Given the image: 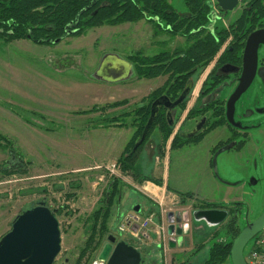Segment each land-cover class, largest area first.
<instances>
[{
  "label": "rangeland",
  "instance_id": "1",
  "mask_svg": "<svg viewBox=\"0 0 264 264\" xmlns=\"http://www.w3.org/2000/svg\"><path fill=\"white\" fill-rule=\"evenodd\" d=\"M167 1L179 10L185 9L183 0ZM236 14L233 10L227 16ZM182 41L183 37L169 38L164 33L154 36L152 23L145 19L89 28L79 36L67 35L49 45L29 39L6 41L0 37V132L13 141L11 145L19 154L11 158L9 150L0 146V167L4 161L12 160L25 169L10 174L0 171V238L11 229L19 213L44 202L55 215L60 231V250L53 262L59 264L66 259L65 264H76L88 236L86 219L101 205L112 176L120 179L121 184L119 196L111 207L108 231L99 246L83 257L80 264H106L97 255L110 234L115 236V242L124 240L141 252L139 264H177L184 260L200 264L214 242L229 239L225 229L229 216L204 235L196 234V240L194 236L187 237L190 248L180 250L181 255L175 254L168 248L171 235L167 226L175 225L173 215L168 213L183 203L181 199L192 200L189 211L191 204L193 208H202L203 200L219 202L228 208H233V202H241L237 218L240 229L261 213L264 125L248 130V138L240 151L222 149L213 156L212 147L225 137L223 126L198 142L175 149H169L171 135L162 156L157 155L160 134L154 131L137 154L141 169L135 175L131 171L122 172L118 164L135 130L130 125L133 115L103 126L97 118L100 111L90 110L94 105L125 100L123 105L102 114L130 111L165 78L151 79L150 83L135 76L118 81L111 74L113 64L106 63L104 58L116 56L124 60L133 51L150 53L166 45L167 48L182 45ZM124 70L123 67L115 77L123 76ZM97 73L108 81L99 80L95 77ZM196 91L191 94L187 107ZM11 105L30 111L29 121L20 116L25 112ZM262 108L264 89L256 79L238 99L236 113L251 110L254 115L247 123L262 124V113L257 112ZM122 121L124 124L119 125ZM143 185L149 186L150 192ZM172 188L181 192L174 194ZM188 193L192 197H187ZM146 201L151 204L150 208L144 205L140 211L134 210ZM133 214H138L140 219L153 215L154 223H148L152 227H149V238L142 240L131 235L127 221L128 215ZM159 224L163 225V231L156 228ZM252 240L247 242L244 254ZM221 264H230V260Z\"/></svg>",
  "mask_w": 264,
  "mask_h": 264
},
{
  "label": "trees",
  "instance_id": "2",
  "mask_svg": "<svg viewBox=\"0 0 264 264\" xmlns=\"http://www.w3.org/2000/svg\"><path fill=\"white\" fill-rule=\"evenodd\" d=\"M206 0H183L184 6L189 11V18L177 15L172 10L173 6L167 0H0V37L6 41L29 39L38 44H54L57 40L64 36H79L86 29L98 27L104 24H121L124 22H135L142 19L144 16L156 17L165 25H170L173 28L187 25L186 31L191 28H198L199 25L206 21L207 6ZM179 22L180 24L178 25ZM174 28V29H175ZM175 29V30H176ZM178 31V30H176ZM180 32V31H178ZM224 37L219 41L213 38L203 41L198 40L196 46L193 47L190 56L179 57L176 61L170 62L176 72L186 73L195 66H203L207 64L213 57ZM157 55L153 57H145L139 52L133 53L127 57L131 63V72L129 76L140 78L142 76L152 77L161 72L162 65L157 62L164 60L165 57ZM159 58V60H157ZM145 63L148 64L145 67ZM150 65V66H149ZM188 74H185L187 76ZM182 88L179 83L174 89L176 95ZM156 91L150 94V98L155 96ZM125 100L106 103L97 107L94 105L90 110H99V122L103 125H109L116 121L122 120L125 117H131L130 125L135 127L132 137L127 142L124 150L118 158V164L122 172H133L137 175L141 169L137 163V154L143 144L157 130L160 134L161 143L157 146V155H163L165 143L172 131V125H169L165 120L163 111L160 110L154 117L153 122L148 127L145 138L132 150L136 141L141 137L143 129L146 125L150 107L146 105H138L130 111H124L119 114L109 113L102 114L105 110L113 107L121 106ZM13 108L25 112V115L20 116L29 121L27 114L28 110L20 109L11 105ZM11 107V108H12ZM183 107V103L181 104ZM83 112H88L87 110ZM36 114V113H33ZM222 121H216L214 125L221 124ZM123 121L119 125H123ZM204 133H200L193 137L184 138L179 134H174L169 149L182 147L190 142H198L202 139ZM4 134L0 132V146H4L9 150L11 158L16 154L13 144ZM239 146V144H238ZM216 148V147H215ZM215 148L211 150L212 156L215 154ZM214 162V161H213ZM23 172L25 169L22 165L14 163L12 160L4 161L0 167V171L4 174H10L15 171ZM149 180L148 178H145ZM121 181L115 176H112L110 182L103 192L99 205L93 210L87 221V238L83 247L80 249L76 264H80L83 257H88L100 244L102 237L108 231V221L111 214V207L114 205L120 193ZM192 197L191 193L186 195ZM184 202V199H181ZM233 205L228 208L222 203H212L203 201L200 205L202 208H217L227 207L228 220L225 223V229L228 233V240H220L214 242L208 249L207 258L200 264H221L225 260H229L232 240L238 235L241 230L237 224L238 212L241 211V202H233ZM239 206V207H238ZM31 207V206H30ZM199 207V206H198ZM27 209V208H26ZM177 264H193L188 260L178 262Z\"/></svg>",
  "mask_w": 264,
  "mask_h": 264
},
{
  "label": "flooded vegetation",
  "instance_id": "3",
  "mask_svg": "<svg viewBox=\"0 0 264 264\" xmlns=\"http://www.w3.org/2000/svg\"><path fill=\"white\" fill-rule=\"evenodd\" d=\"M205 4L207 6L205 23L199 25L198 28H191L188 31H186V24H183L180 28L177 27V29L174 27L180 31L178 32L172 26L160 22L156 17L144 16L142 18L152 23L154 36L164 33L169 38L176 36L183 37L182 45L171 48H167L166 45L150 53H143L140 50L133 51L124 60L114 56L117 61L122 62L117 64L119 67H117V62L114 58L105 60L109 57L107 56L104 60L106 63L114 65H111V74L115 80L119 81L124 77H127L126 80H131L134 77L129 76L131 72V63L127 59L129 55L139 52L146 58L157 55L165 57L164 60L157 62V64L162 65L160 73L152 77L142 76L139 78L145 83H150L151 79L158 80L165 76L158 85L156 84V86L152 87L141 98L140 103L136 106L148 104L151 112L153 101L159 99L160 102L157 104L156 114L162 110L165 120L169 125H172L170 136L177 133L181 137L188 138L204 133L203 139L216 128L223 126L226 134L223 139L218 140L212 147V149L216 147L215 154L222 149L240 151L248 138V130L260 128L261 125H264V108L257 109V112L262 113V124L257 123L252 125L247 123L249 117L254 115L251 110L236 113L238 99L241 98L254 80L258 79L264 89V0H238L232 9L227 11H223L215 0H206ZM172 10L177 15H183L190 20L189 11L186 8L179 10L173 7ZM233 10L236 11V16L228 17L229 12ZM177 23L178 25L180 24L179 22ZM222 37H224L223 42L207 64L203 66L197 65L183 74L176 72L173 68L174 63L170 67V62L176 61L179 57L190 56L198 40L207 41L213 38L215 41H219ZM144 65L145 67L148 66L147 63ZM123 67L125 69L124 75L116 78L117 76L115 77V75L119 74ZM185 74L188 75L185 76ZM96 76L101 81H108L100 73L95 74ZM179 83L182 85V88L174 95V89ZM238 85L241 91L238 98L233 102L231 110H229V98ZM186 87H188V92L183 100L175 107L169 108L167 103L174 101ZM195 90H197L195 97L191 105L187 107L191 94ZM154 91H156L155 96L150 98V94ZM182 103L183 107H181ZM219 120L222 123L214 125ZM201 121H203L201 127L196 130V126ZM262 127L264 129V126ZM261 154L264 159V131ZM205 209L225 211V217L228 216V209L224 207ZM225 217L213 226H217ZM65 263L66 259L59 264ZM52 264L56 263L52 262Z\"/></svg>",
  "mask_w": 264,
  "mask_h": 264
},
{
  "label": "water",
  "instance_id": "4",
  "mask_svg": "<svg viewBox=\"0 0 264 264\" xmlns=\"http://www.w3.org/2000/svg\"><path fill=\"white\" fill-rule=\"evenodd\" d=\"M223 11L232 9L238 0H215ZM263 42V41H262ZM239 85L234 90L228 101V109L231 110L233 102L239 96ZM188 92L186 87L181 94L172 102L167 103L169 108L180 103ZM159 99L153 101L151 112L141 137L136 141L132 150L145 138L146 132L157 112ZM203 121L197 126L198 130ZM139 211V205L134 207ZM169 216L173 215L171 212ZM226 215L225 211L217 209H206L201 212V219L217 224ZM264 228V208L261 213L251 222L246 223L232 240L230 249V264H246L244 260V248L247 242L254 238ZM167 232L172 235L181 232L173 223L167 226ZM115 236L108 235L100 249L97 259L106 264H139L141 261L140 251L124 240L115 242ZM60 250V231L58 222L53 212L40 202L19 213L12 222L11 229L0 238V264H52L55 256Z\"/></svg>",
  "mask_w": 264,
  "mask_h": 264
},
{
  "label": "crops",
  "instance_id": "5",
  "mask_svg": "<svg viewBox=\"0 0 264 264\" xmlns=\"http://www.w3.org/2000/svg\"><path fill=\"white\" fill-rule=\"evenodd\" d=\"M143 188L145 190L147 188V185H143ZM172 189L173 191H175V192H172L174 194L178 195L179 194L178 192H181L177 189H174V188ZM188 199L189 198H186L183 203H180L177 206L175 205L174 209H172V212H171L174 217V223H175L176 229L177 230L181 229V232H175V234L169 236L168 248L169 250L174 251L175 254H178V253L180 254L181 252L180 250H184L185 248H190L189 245L187 244V237L189 238L190 236H194L195 237L194 240H196L197 238L196 236L199 233H202L204 235L206 231L209 232V230L213 227V225H211V222L208 221L206 223L203 219H201V212H202L201 208L199 207H196L197 209L195 207L193 208L191 204L190 211L188 210L189 209L188 204H190V201H192V200H189L188 202ZM178 201H179V198H178ZM144 205L145 206L149 205V208L151 206V204L146 201L145 204L139 205V211H140V207L141 206L144 207ZM184 254L187 255L188 252H184Z\"/></svg>",
  "mask_w": 264,
  "mask_h": 264
},
{
  "label": "built area",
  "instance_id": "6",
  "mask_svg": "<svg viewBox=\"0 0 264 264\" xmlns=\"http://www.w3.org/2000/svg\"><path fill=\"white\" fill-rule=\"evenodd\" d=\"M149 222L154 223L152 214L143 219H140L138 214L128 215L127 227L133 237L144 240L149 238V232L152 229ZM156 228L164 230L163 225H156ZM244 259L247 264H264V228L253 238L250 247L244 254Z\"/></svg>",
  "mask_w": 264,
  "mask_h": 264
},
{
  "label": "bare ground",
  "instance_id": "7",
  "mask_svg": "<svg viewBox=\"0 0 264 264\" xmlns=\"http://www.w3.org/2000/svg\"><path fill=\"white\" fill-rule=\"evenodd\" d=\"M108 58H114V59L116 60V62H117L116 65L119 64V63H122V62L117 61V59H116L115 57H113V56H109V57H107L105 60H107ZM117 66H119V65H117ZM145 190H146V189H145ZM147 190H149V192H150L151 188L148 186V187H147ZM244 260H245V259H244ZM245 262H246V260H245ZM246 264H247V263H246Z\"/></svg>",
  "mask_w": 264,
  "mask_h": 264
}]
</instances>
